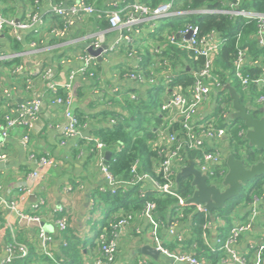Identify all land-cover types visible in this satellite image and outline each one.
<instances>
[{"label": "crops", "instance_id": "obj_1", "mask_svg": "<svg viewBox=\"0 0 264 264\" xmlns=\"http://www.w3.org/2000/svg\"><path fill=\"white\" fill-rule=\"evenodd\" d=\"M52 1L43 0L40 4L38 13L44 18L48 16ZM78 1L80 0H61L59 4L64 9H69ZM151 1L153 0H87V3L92 4L98 10L106 12L117 10L125 15V13L131 12L133 6L137 3L151 7ZM164 2L161 0L158 5ZM31 4L30 1H27L26 5L22 0L11 1L9 7L13 8V13H6V15L21 17L25 10L32 6ZM3 7V4L0 3V9ZM173 13L172 16L177 15V9ZM137 15L140 18L144 16L141 13ZM102 17L96 14L75 17L67 38L59 41L43 34L44 39L38 45L39 52L37 54L32 53L33 55L26 53L23 56L22 54L20 57L29 69H32L34 65L44 66L47 64L52 66L57 72L58 78L64 80L68 78L71 72L83 66L82 56L89 52L87 48L91 44L93 35L103 33L102 45L106 44L108 46L106 53L102 56L103 62L98 61V71L95 77L83 74L77 75L75 82L76 108L80 106L91 120L90 126L87 124V127H83L80 139H71L67 143L61 144L57 131L48 125L44 126L41 133L30 132L29 145H26L23 141L26 133L23 128L13 129L6 140L3 139L0 132V154L6 155L5 159L0 158L2 195L4 199L17 202L18 207V209H12L0 204V260L7 257L6 244L16 243L26 245L28 250H32L33 255L36 254L35 257L33 256L31 264H95L100 255L96 242L97 235L104 224L103 221L107 213H111L114 209L111 203L106 201V192L102 190L107 184L102 166L108 163L113 157V153L106 147H97L94 139L98 138L93 136L92 130L95 125L105 123L102 120V122L98 121L97 116L95 119H92L91 116L94 113L103 111V108L108 105V99L105 98L106 94L108 98L112 95L118 98L126 92L129 96L130 93H134L139 98L138 100L131 98L136 105L139 100L149 101L155 85L158 88L166 85V90L160 95L159 102L161 103L166 101L171 92L167 82H169L170 76L174 75L175 69L171 67L168 60H163V57L160 56L161 53H156L157 50L161 51L165 47L169 41L170 32L168 30H164L162 33L157 32L155 30L157 27H152L153 21L146 17L142 23L122 28V30L114 29L110 24L107 28H101L98 19ZM159 24L160 21H158V27ZM124 35H128L130 40L125 39ZM27 46L28 42H24V51L28 50ZM10 48L11 46L4 47L5 52H9ZM148 54L153 61L150 68V77L146 76L144 82L131 79L128 73L130 71L137 72L141 66L143 56ZM1 64L0 73L5 83L9 85L17 84V92L13 93L11 103L22 102L26 98L23 93V83H19L18 79L13 77L6 69L8 66ZM150 78L156 79L154 83L147 81ZM260 78H264V70L253 81L260 80ZM255 83L259 94L253 98L254 102H252V96H249L248 93L245 103H241L247 107L249 113V110L257 113L259 116L256 118H264V81L260 80ZM220 85L213 86L209 101L200 110L202 117L214 112L219 90L226 86L221 81ZM35 88L37 94L44 93L45 88L40 78L36 79ZM51 99L52 95L47 97V100L51 101ZM122 104L119 100L111 106H114V109L119 112L122 111L128 114V110H124ZM7 107V99L0 96V124L3 123L2 118L8 110ZM142 110L147 112L145 109ZM152 111L158 113L161 120L153 128L158 137L162 127L170 126V115L168 113L166 116L162 115L163 111L159 106ZM237 112L233 107L231 97L229 116L225 115L228 122L235 118L234 114ZM151 115L149 111L145 114V117ZM50 116L54 122L62 121L64 119L63 107L53 105ZM152 121L155 122V119ZM86 130L89 131V135L85 134ZM157 137L153 144L154 142L157 143ZM229 142L227 133L217 140L208 142L211 149H214L221 156L222 162L218 166L223 163L226 164L227 157L233 154L230 152ZM31 153H36L39 156H51L55 158L56 165L41 171L37 179L27 180L30 173L38 168L29 159ZM241 154L244 156L243 151ZM262 155H264V152ZM186 166L180 168L178 162L175 164L174 169L177 170V176ZM21 183L27 184L28 188L22 190L16 187ZM141 187H143L141 194L147 191H156L149 180L144 181ZM222 187L223 185H221ZM256 198L258 201H256ZM255 208L259 210V213L252 229L242 234L235 243L236 250L241 254L248 255L262 242L264 235V188L263 192L255 195L251 201H244L234 209L230 216L231 224L237 221H246ZM19 211L39 217L40 222L23 219ZM124 212L126 211L121 209L114 213V216L121 215ZM141 212L142 210L133 211L137 214L134 221L124 229L118 238L116 264H137L139 262H145V264H178L175 262V257L180 251L193 253L204 260L206 264H213L211 255H214L215 252H223L219 249L217 241L221 239V231L227 226V221L224 218H217L210 214L208 227L205 228L204 226L207 233L204 238V245H199L192 237V218L190 215L175 226L174 233H170V209L166 211L167 213L165 212L164 219L157 218L154 215V220L157 223L159 222L158 226L155 225V222H152L148 215ZM61 218L67 219V225L64 229H60L58 225ZM41 229L53 236L51 248L55 260L45 255L40 249L39 232ZM66 236L77 243L78 260L76 262H72V255H67L64 251V247L67 245ZM145 245L154 247L161 245L169 253L161 252L159 258L155 259L142 252ZM73 250L77 252L76 249ZM224 255L217 264H236L231 262L225 253Z\"/></svg>", "mask_w": 264, "mask_h": 264}, {"label": "built area", "instance_id": "obj_2", "mask_svg": "<svg viewBox=\"0 0 264 264\" xmlns=\"http://www.w3.org/2000/svg\"><path fill=\"white\" fill-rule=\"evenodd\" d=\"M242 1L243 0H235L229 8L215 10L201 9L198 12L226 13L232 17L242 16L256 20L258 25V40L260 45L264 46V13L239 8ZM35 2L37 8V6H39V1L35 0ZM174 2L175 0L160 4L153 9L147 5L137 3L133 6L131 12L123 15V13L117 10L110 12L98 10L95 6L88 4L85 0L78 1L69 9H64L61 4L52 1L46 18L41 16L37 9L35 10L33 8L32 4L28 10H25L21 17L7 16L6 13L4 14L1 12V8L0 63L3 64V62L11 61L14 58L21 57L22 54L24 56L26 53H30L31 55L37 54L39 52L38 45L44 39L43 34H46V36L48 35V37L50 36L49 38L51 39L59 41L67 38L75 17L79 18L81 16H90L92 14L101 17L105 16L108 18L109 24L112 28L120 30L125 27L127 28L140 24L146 17L153 21L152 27L156 28L158 27V21L174 14ZM138 13L143 14V18H140L137 15ZM177 14H184V11H177ZM5 28L9 29L10 35L17 41H24L25 36L31 34L32 38L28 41V50H22L20 52H5V46L2 43L5 36ZM189 32H191V35L187 37ZM123 37L130 40L128 35H124ZM103 39V33L93 35L90 46L94 49L102 47ZM169 41L182 49L188 50L195 59L202 58L203 63L202 66L194 72V82L191 86L187 88H182L181 86L170 87L171 92L168 98L161 103L160 109L170 115V125L173 122H178L184 130L182 134L177 132L171 133L168 131V128L162 127L158 133L157 144L167 150L166 157L160 162L159 166V170L162 172L163 182L154 180L148 175H139L136 180L132 181H121L112 175L107 164H105L102 166V172L105 175L107 184L102 190L104 192L109 191L110 193L115 194L121 188H123L122 191L127 190V187L135 185L137 181H151L158 194H169L178 199V205L175 208V214L173 216V219L175 220L169 225L170 233H174V228L183 219V210L187 206H195L196 210L203 212L206 217L210 215L205 205L188 203V199L191 196L184 198L177 193L173 171L176 162L183 159L182 153L187 149L202 150V158L197 159L198 165H195V167L204 175L209 176V174H213L215 166L222 162L220 154L216 151L207 149L205 143L219 139L225 134V130L216 128L213 125V121L209 118L202 117L200 110L203 105L209 101L212 95L213 86L220 85V81L215 75V61L220 54L224 40L217 32L200 36L198 34V27L188 25L184 30H180L178 33L170 35ZM106 51L107 49H104L101 52V56H103ZM88 53H85L82 56L83 66L80 69L71 72L68 78L64 80L59 79L55 69L47 64L44 66L34 65L32 69H29L25 62L22 61L19 64L7 67L6 69L13 75V77H15V79L18 78V80L21 81L19 83H23L24 85L23 93L26 98L20 103H11L13 93L17 92V84H6L0 73V96L5 97L8 101V110L4 114L3 123L0 124V132L4 140L10 136L13 129L20 127L25 129L26 133L24 134L23 141L26 145H29L30 132L41 133L46 125L53 127L57 131L61 144H65L71 139L75 140L80 138L82 125L75 112L77 101L75 82L78 74L95 77L98 71L97 58ZM156 53H161V51L157 50ZM248 62L249 59L245 50L239 49L236 59L234 60L235 77L244 87H246L251 81L249 75L244 74V69ZM0 69H2L1 66ZM128 76L138 82H144L146 78L143 72L139 70H137V72L130 71ZM38 78L41 79L43 87L45 88L43 91L44 93L41 95L37 94L35 88L36 79ZM155 80L156 79L154 78H150L147 81L154 83ZM260 80L264 81V78H260ZM260 80L258 79L255 82ZM60 90L64 92L63 95H59ZM50 95H52L51 101L47 100V97ZM130 96L134 100L139 99L134 93H130ZM53 105L63 107L64 119L62 121H52L50 115ZM114 122V120H111L109 124L112 125ZM86 126L87 125H84L83 127ZM196 127L200 130H197ZM94 140L96 141L97 147H105L100 140ZM0 158L5 159L6 155L0 154ZM29 159L34 162L38 168L30 173L27 180L37 179L40 176L41 171H44L47 167L56 165L55 158L48 155L39 156L36 153H31L29 154ZM135 169L136 166L133 167V171H135ZM16 187L25 190L28 188V185L21 183ZM2 193L3 186L0 185V204L6 205L12 209H18L17 202L4 199ZM141 195H143V193ZM256 201H258L257 198ZM156 208L157 206L153 201H147L141 213L148 215L152 222H155V225L158 226L159 222L157 223L154 220ZM19 213L21 217L27 221L40 222V218L37 216L24 214L21 211H19ZM258 213L259 210L255 208L252 215L246 221H237L232 224L225 240L218 239L217 243L219 244V249L227 255V258L231 262L236 264L262 263L261 252L264 249V235L262 242L256 247L257 250L255 251L254 257L250 261L247 259V254H241L235 248V243L239 240L240 236L252 229ZM136 215L137 214L133 212H124L123 214L113 216L110 219L109 226L111 227V230L107 232L104 228L97 238L96 242L100 250V255L96 259L95 264H116L118 238L124 229L129 227L134 221ZM208 224L209 222L207 221L205 228L208 227ZM58 225L60 229H64L67 225V219L61 218L58 221ZM206 236L207 233L204 232V238ZM39 240V246L42 252L55 260L51 248L53 236H50L41 229L39 232ZM157 248L160 249L161 252L169 253V251L161 245ZM6 251L7 257L0 260V264L12 263L16 258L25 257L29 253L26 245L16 243H7ZM175 262L178 264H206L204 260L187 251H180L175 257ZM137 264H145V262H139Z\"/></svg>", "mask_w": 264, "mask_h": 264}, {"label": "trees", "instance_id": "obj_3", "mask_svg": "<svg viewBox=\"0 0 264 264\" xmlns=\"http://www.w3.org/2000/svg\"><path fill=\"white\" fill-rule=\"evenodd\" d=\"M11 1L14 0H0V3L4 6L1 9L2 13H13V8L9 7ZM27 1H30L33 8L39 11L38 8L43 0H38L39 6H37V8L35 0H22L25 5ZM53 1L60 3L61 0ZM85 1L87 2V0ZM160 1L161 0L151 1L152 4L150 8L153 9L157 7ZM171 1L173 0H163L164 3ZM234 1L235 0H175L173 5L174 10L184 11V14H177L160 20L159 27L155 30L159 33L168 30L170 35H172L173 33H178L180 30H184L188 25H192L198 27V34L200 36L208 35L212 32L220 34L224 42L220 54L215 61V75L219 81H221L222 84H226V86L222 90H219L214 112L206 116V118L213 121V125L216 128L225 130L230 140V152L249 165L262 160L263 152L249 145V141L245 137L247 128L244 120L233 118L231 122H228L225 115H227V117L229 116L228 114L231 107V96L227 86H233L237 90L242 103H245V99L248 98V93L249 96H252V98L250 97L252 102H254L253 98L259 94L256 83L253 80L258 78L264 70V46L260 45L258 40L257 21L242 16L232 17L226 13L198 12L201 9L215 10L229 8ZM239 8L264 13V0H243ZM98 20L101 28L108 27V18L102 17ZM31 38L32 35L28 34L25 36L24 41H17L10 35L9 29L5 28V36L2 43L5 47L11 46L10 51L8 50L9 52H20L23 50L24 42H28ZM239 49H244L249 59V62L245 66L244 74L249 75L251 81L246 87L235 77L234 60L236 59ZM160 56L163 57L164 61L168 60L171 67L175 69L174 75H171L170 81L167 82L171 88L174 86H181L182 88L191 86L194 82V72L198 70L203 63L202 58L195 59L188 50L182 49L170 41H168L161 50ZM21 62V58L17 57L11 61L3 62L2 65L11 67ZM152 63L153 61L149 54L143 56L139 71L143 72L145 77H150ZM165 87L166 85H162L161 88H158V86L156 87L155 85L149 101L143 102L139 100L140 102L138 101L139 103L137 102L136 105L127 92L123 93V96H119L118 98L113 95L108 98L106 94L105 98L108 99V105L103 108V111L94 113L93 116H91L92 119H95L97 116L98 121L102 120L105 123H102V125H95L92 134L95 138H98L107 149L112 151L113 157L108 161L107 166L116 179L121 181H132L136 180L139 175H148L154 180L163 182V176L162 172L159 170V166L160 162L165 159L167 150L155 142L153 144V141H155L157 137L153 128L157 126L161 120L159 114L152 110L157 108L154 102L156 98L166 90ZM63 94L64 92L60 90L59 95ZM119 100L123 103L122 106H124V110H128V114L122 111L119 112L114 109V106H111ZM142 109L147 110V112L150 111L152 115L150 117H145L147 112H144ZM249 111L254 117L259 116L257 113H253L252 110ZM75 112L82 125V129L84 125H89L91 123L89 116H87L80 106L75 109ZM166 114L167 112H162V115L166 116ZM2 119H4V116ZM153 119H155V122L152 121ZM111 120L115 121L112 125L109 124ZM165 128H168V131L171 133L177 132L182 134L184 132L182 126L178 122H173L170 126ZM196 129L200 130L197 127ZM205 146L207 149L215 151L211 149L208 142L205 143ZM242 151L244 152V156L241 154ZM202 155V150L187 149L182 153L183 159L177 162L180 168L191 162L195 163L197 166V159L202 158ZM134 166H136L135 171H133ZM173 173L177 193L184 198L192 196L196 190V186L193 185V176H181L178 178L177 170L175 169ZM226 174L227 166L225 163L219 166L216 165L213 174H209L208 176L209 184L221 187ZM143 182L144 181H137L135 185L127 187V190L122 191L123 188H121L115 194L109 191L105 193L106 201L111 203L114 209L111 213H107L97 238L104 228L107 232L111 230L109 222L115 215L114 213L121 209H124L126 212L141 211L147 201H153L156 204L155 217L157 218L164 219V215L167 213L166 211L170 209V221L172 223L174 222L175 219H173V216L175 214V208L178 205L177 197L169 194H158L156 191H147L141 195V189L143 188L141 186ZM263 188L264 176H260L243 186L241 194L228 201L224 208H217L214 210V217L224 218L227 221V226L224 229L225 231H221L222 240L226 239L232 227L230 216L234 209L244 201H251L255 195H259L263 192ZM189 215L192 218V237L199 245H204V232L206 231L204 226L211 216L209 215L206 217L203 212L196 210V207L193 205L187 206L183 210V219ZM65 239L67 245H65L64 251L67 255H72V262H76L78 260L77 243H74V241L67 236ZM73 249H76L77 252ZM256 250L257 248L247 255L249 261L254 257ZM34 255L36 256V254ZM34 255L32 250L29 249L27 256L18 258L9 264H31ZM224 256L223 252H215L214 255H211V257H213V264H217ZM261 257V264H264V249L261 252Z\"/></svg>", "mask_w": 264, "mask_h": 264}, {"label": "water", "instance_id": "obj_4", "mask_svg": "<svg viewBox=\"0 0 264 264\" xmlns=\"http://www.w3.org/2000/svg\"><path fill=\"white\" fill-rule=\"evenodd\" d=\"M190 35L191 32L188 33L187 37ZM107 48L106 44L98 49L90 46L88 47V51L98 61L103 62L101 52ZM228 89L233 99V107L238 111L234 114V117L244 120L247 128L246 139L252 148L264 152V118H256L251 115L247 107L241 103L240 96L235 88L228 86ZM85 134L89 135V131L86 130ZM226 164L228 172L223 179L222 188L209 184L208 176L197 169L193 162L182 169L178 178L181 176H193V185L196 186V190L188 199V203L203 204L207 207L209 213L213 215L215 209L224 208L228 201L238 197L242 192L243 186L260 176H264V155L262 160L247 165L244 160L235 157L234 154H230L227 157ZM142 252L157 259L160 256L161 250L151 245H145Z\"/></svg>", "mask_w": 264, "mask_h": 264}, {"label": "rangeland", "instance_id": "obj_5", "mask_svg": "<svg viewBox=\"0 0 264 264\" xmlns=\"http://www.w3.org/2000/svg\"><path fill=\"white\" fill-rule=\"evenodd\" d=\"M228 87V86H227ZM160 96L159 97H157L156 98V100H155V102H154V104H155V107H157L158 108V106H159V108H160V106H161V102H159L160 101Z\"/></svg>", "mask_w": 264, "mask_h": 264}]
</instances>
